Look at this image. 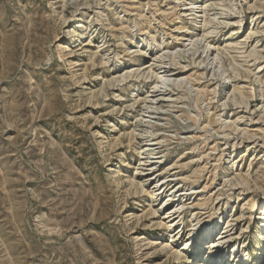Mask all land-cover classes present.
<instances>
[{"label": "rangeland", "instance_id": "1", "mask_svg": "<svg viewBox=\"0 0 264 264\" xmlns=\"http://www.w3.org/2000/svg\"><path fill=\"white\" fill-rule=\"evenodd\" d=\"M209 254L264 264V0H0V264Z\"/></svg>", "mask_w": 264, "mask_h": 264}, {"label": "bare ground", "instance_id": "2", "mask_svg": "<svg viewBox=\"0 0 264 264\" xmlns=\"http://www.w3.org/2000/svg\"><path fill=\"white\" fill-rule=\"evenodd\" d=\"M192 10V9H191ZM190 10V11H191ZM194 12V11H193ZM193 12H192V14H193ZM195 14V13H194ZM147 19V18H146ZM239 23H240V21H239ZM143 31V30H142ZM251 38V36L249 35L248 37H246V39L244 40V43L247 41V40H249ZM201 41H203V38H202V40ZM205 41V40H204ZM197 42H199L198 40L196 41V43H191L192 45H193V47L192 48H197L198 47V43ZM201 44H202V42H200ZM204 43V42H203ZM243 44V42H240V44L239 45H242ZM205 50H204V53L206 54V57H207V67H209V68H207V69H209V70H213V75H216V73L217 72H219L221 69H222V65L220 64L221 62H220V58H219V53L217 52V50H218V48L217 47H215V46H213L212 47V45L211 44H209V43H205ZM191 46V45H190ZM215 52H217V54H215ZM214 54H215V56H214ZM221 72V71H220ZM166 78V77H165ZM184 78V77H183ZM190 78V77H189ZM122 81V80H121ZM160 81H161V79H160ZM164 82V81H163ZM160 82H158L157 84H155L154 85V87H153V90H154V92L155 91H157V89L159 88V86H158V84H159ZM175 84V83H174ZM235 88V87H234ZM160 89V88H159ZM240 90H242V89H238V88H235L234 89V91H233V95H235L237 92H239V93H241L240 92ZM153 92V93H154ZM238 94V93H237ZM240 95V94H239ZM153 98L150 100L151 102H152V105L153 104H156L155 103V97L156 96H152ZM243 97V96H242ZM235 98V97H234ZM232 99V98H231ZM157 102V101H156ZM225 104V103H224ZM226 105V104H225ZM154 106V105H153ZM229 122H231V121H229ZM228 122V123H229ZM152 144H150V143H148V141H146V143L144 144L143 143V145L141 146V148L143 149V151L145 152L146 150H151L152 149ZM153 150V149H152ZM160 161V160H159ZM157 162L158 164L160 163V162ZM146 163V162H145ZM152 179V178H151ZM151 179H149V180H151ZM156 184V183H155ZM156 186V185H155ZM163 188V187H162ZM157 189V188H156ZM153 191V190H152ZM152 193H156V192H152ZM158 193H160V192H158ZM201 203V202H200ZM203 205V204H202ZM174 213V212H173ZM176 214V213H175ZM169 220L167 223H168V229H172L173 227H175V220H176V218H174V214L172 215L170 212H168V213H166L165 214V217L163 218V220ZM221 223H223L222 224V229H221V232H220V234L221 233H230V220H229V217H226V219H225V217L224 216H222V220H218L217 221V224H216V226L214 227V228H212L211 230H209L208 231V234H207V237L208 236H211V237H213V235H214V232H215V230L218 228V226L219 225H221ZM211 224H214V222H212ZM224 231V232H223ZM195 234V233H194ZM226 235V236H224V237H220L219 239H216V238H214L211 242H209V244L207 245V248L208 249H210V248H213V250H212V254H214L215 252H218V250L221 248V247H223V243H224V240H226V239H231L230 238V234L229 235ZM178 235V234H177ZM194 236V235H193ZM193 236H191V238L193 237ZM223 240V241H222ZM172 242H171V244L170 245H175V241L174 240H171ZM193 245H195V241H192V240H188V241H186L183 245H181L180 246V248L179 249H177V251H175V254H176V256L178 257V258H187V254H185L184 252H187V251H189L192 247H193ZM235 254V250H233V252H232V254H230V258H232L233 257V255ZM221 256L223 255V252L220 254ZM213 257L209 254L207 257H204V259H203V262H201V264H214V260L212 259ZM227 258V257H226ZM226 258L224 259V258H221L220 260H219V262H215V264H223V262L226 260ZM186 262H188L189 264H191V261L189 260H187Z\"/></svg>", "mask_w": 264, "mask_h": 264}]
</instances>
